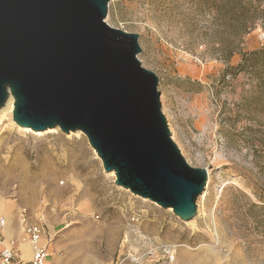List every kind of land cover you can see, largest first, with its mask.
Here are the masks:
<instances>
[{
  "label": "rangeland",
  "instance_id": "obj_1",
  "mask_svg": "<svg viewBox=\"0 0 264 264\" xmlns=\"http://www.w3.org/2000/svg\"><path fill=\"white\" fill-rule=\"evenodd\" d=\"M104 21L138 35L172 141L208 173L196 215L116 186L84 134L6 114L0 218L42 224L46 264H264V0H112Z\"/></svg>",
  "mask_w": 264,
  "mask_h": 264
},
{
  "label": "water",
  "instance_id": "obj_2",
  "mask_svg": "<svg viewBox=\"0 0 264 264\" xmlns=\"http://www.w3.org/2000/svg\"><path fill=\"white\" fill-rule=\"evenodd\" d=\"M110 1L0 0V109L11 96L17 126L80 131L116 186L189 222L208 173L172 141L138 35L104 21Z\"/></svg>",
  "mask_w": 264,
  "mask_h": 264
},
{
  "label": "built area",
  "instance_id": "obj_3",
  "mask_svg": "<svg viewBox=\"0 0 264 264\" xmlns=\"http://www.w3.org/2000/svg\"><path fill=\"white\" fill-rule=\"evenodd\" d=\"M23 212L20 215L22 236L15 239L0 235V264H46L45 261L49 257V253L46 244L43 243V225L25 222ZM3 225V221L0 220V227H3ZM22 242H28L31 247L30 257L25 261L20 258L18 251V247Z\"/></svg>",
  "mask_w": 264,
  "mask_h": 264
},
{
  "label": "bare ground",
  "instance_id": "obj_4",
  "mask_svg": "<svg viewBox=\"0 0 264 264\" xmlns=\"http://www.w3.org/2000/svg\"><path fill=\"white\" fill-rule=\"evenodd\" d=\"M12 111H13V99H12V97L10 96V97H8V99L6 100L4 106L0 109V122L4 119V117L6 116V114H12ZM18 129H22V128L18 126ZM23 130H24V131H30V130H27V128H23ZM52 131H55V129L46 130L44 133L52 132ZM74 133H75L76 136H78L81 132H80V131H76V132H74ZM39 134H40V133H39ZM109 175L114 176V173L111 172ZM205 191H206V189H205ZM204 194H205V193H203V196H204ZM203 196H202V197H203ZM154 204H155V203H154ZM8 214H9L8 212H5V213H4V217H5L4 219H5V220L7 219ZM4 219H0V220H2L3 223H4V225H5V221H4ZM6 221H7V220H6ZM7 222H8V221H7ZM189 223H190V222H189ZM191 223H192V222H191ZM4 225H3V227H4ZM9 225H10V224H8V225H6V226L4 227V230H5L6 232H9V231H10V226H9ZM3 227H0V228H3ZM23 243H28V242H22V243H20V244H23ZM28 244H29V243H28ZM168 253L171 255L172 260L174 261V257H173V255H175V246L168 248ZM133 261H134V260H133ZM85 264H88V261H86Z\"/></svg>",
  "mask_w": 264,
  "mask_h": 264
},
{
  "label": "crops",
  "instance_id": "obj_5",
  "mask_svg": "<svg viewBox=\"0 0 264 264\" xmlns=\"http://www.w3.org/2000/svg\"><path fill=\"white\" fill-rule=\"evenodd\" d=\"M0 219H4L3 217L0 218ZM5 221V225H8L10 224V231L9 232H6L4 230V227L3 228H0L1 231H2V235L5 237V238H10V237H13L15 239H19L21 237V233H22V227L19 226V227H14V225L12 224L11 222V219L10 221ZM10 222V223H9ZM18 251H19V256L21 259H23L24 261L25 260H28L29 256H30V251H31V247L28 243H23V244H20L19 247H18Z\"/></svg>",
  "mask_w": 264,
  "mask_h": 264
}]
</instances>
